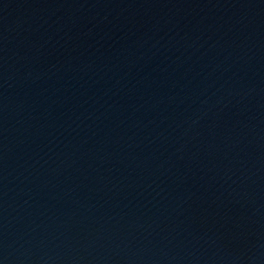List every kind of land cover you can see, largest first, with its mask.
I'll return each mask as SVG.
<instances>
[{
	"label": "water",
	"instance_id": "1",
	"mask_svg": "<svg viewBox=\"0 0 264 264\" xmlns=\"http://www.w3.org/2000/svg\"><path fill=\"white\" fill-rule=\"evenodd\" d=\"M0 264H264V0H0Z\"/></svg>",
	"mask_w": 264,
	"mask_h": 264
}]
</instances>
